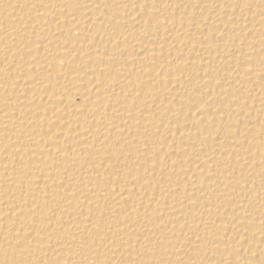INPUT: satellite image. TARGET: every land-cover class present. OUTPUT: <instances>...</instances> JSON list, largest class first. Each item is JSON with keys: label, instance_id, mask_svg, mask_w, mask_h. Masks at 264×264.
Here are the masks:
<instances>
[{"label": "bare ground", "instance_id": "obj_1", "mask_svg": "<svg viewBox=\"0 0 264 264\" xmlns=\"http://www.w3.org/2000/svg\"><path fill=\"white\" fill-rule=\"evenodd\" d=\"M0 264H264V0H0Z\"/></svg>", "mask_w": 264, "mask_h": 264}]
</instances>
